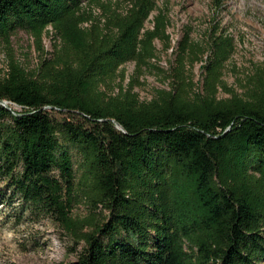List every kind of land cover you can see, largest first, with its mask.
Listing matches in <instances>:
<instances>
[{
  "label": "trees",
  "instance_id": "16d2710c",
  "mask_svg": "<svg viewBox=\"0 0 264 264\" xmlns=\"http://www.w3.org/2000/svg\"><path fill=\"white\" fill-rule=\"evenodd\" d=\"M168 13L158 0H0V44L23 29L40 55L0 70V218L50 221L81 246L78 264H264V63L227 86L233 35L213 19L173 44ZM146 72L167 86L140 99Z\"/></svg>",
  "mask_w": 264,
  "mask_h": 264
},
{
  "label": "rangeland",
  "instance_id": "374dc122",
  "mask_svg": "<svg viewBox=\"0 0 264 264\" xmlns=\"http://www.w3.org/2000/svg\"><path fill=\"white\" fill-rule=\"evenodd\" d=\"M121 3L124 5L123 1ZM163 3H167L169 10L171 23L168 31L173 44L181 38L185 25L191 26V35L196 38L213 19L233 35L236 48L223 77L227 86L240 91L238 78L251 71L254 64L264 63V0H222L218 13L215 12L213 0H158V5ZM95 11L100 13L98 9ZM145 25L151 26L149 22ZM47 28L50 29V26ZM9 39V43L0 44V70L5 68L8 54H13L31 68L35 67L40 55L33 37L19 29ZM52 40V36L43 37L42 42L48 51H51ZM155 42L160 50L159 64L167 68L173 58L172 48L163 52L161 42L157 39ZM200 65L197 63L193 67L195 81L200 79ZM124 67L127 75L124 82H127L134 71V63L126 62ZM141 78L145 81L135 87L140 99H149L155 87L167 86L155 73L146 72ZM228 95L223 90L219 93L221 97ZM11 105L15 110H21L20 106ZM72 212L84 214L83 204L75 206ZM80 251L81 246H76L61 228L48 220L33 222L28 218L21 221L10 217L0 218V264H78Z\"/></svg>",
  "mask_w": 264,
  "mask_h": 264
},
{
  "label": "water",
  "instance_id": "95a60500",
  "mask_svg": "<svg viewBox=\"0 0 264 264\" xmlns=\"http://www.w3.org/2000/svg\"><path fill=\"white\" fill-rule=\"evenodd\" d=\"M1 103L4 104V105H7L8 101L3 100V101H1ZM9 108H11V107H9ZM116 125H117V127L122 129V127L119 124L116 123Z\"/></svg>",
  "mask_w": 264,
  "mask_h": 264
}]
</instances>
